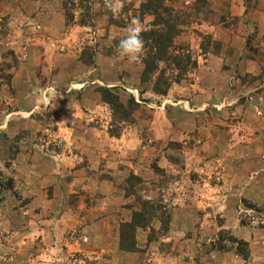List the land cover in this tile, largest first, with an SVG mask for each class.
<instances>
[{"label":"rangeland","instance_id":"374dc122","mask_svg":"<svg viewBox=\"0 0 264 264\" xmlns=\"http://www.w3.org/2000/svg\"><path fill=\"white\" fill-rule=\"evenodd\" d=\"M122 3L114 13L104 0H0V181L12 186L0 189V264H112L80 250L82 222L108 201L86 192L94 178L114 187L119 249L140 256L127 264L175 257L182 242L166 239L176 216L195 264H220V254L245 264L233 239L248 243L246 264H264L259 4L233 15L242 3ZM134 17L147 30L130 62L116 47ZM249 49L258 75L200 81L201 60ZM137 216L148 226L127 229Z\"/></svg>","mask_w":264,"mask_h":264},{"label":"crops","instance_id":"0c3cea01","mask_svg":"<svg viewBox=\"0 0 264 264\" xmlns=\"http://www.w3.org/2000/svg\"><path fill=\"white\" fill-rule=\"evenodd\" d=\"M209 3H211L214 6H225L227 4H232V7H236L235 4L242 3L240 7H237L238 9H234L232 11L233 15L236 13L238 15H241L242 13H246L247 7L244 4L245 0H208ZM242 1V2H241ZM257 2L258 9L255 10V13L258 16V19H263L264 20V0H254ZM244 4V5H243ZM229 9H231L229 7ZM237 10V11H236ZM251 12L249 16H251ZM246 53L243 54V50L239 51V55L237 54V51L235 54L232 56L228 54H221L218 57L214 55H209L207 58L204 60L200 61V77H201V82H205V87L207 88L208 84L206 83H222L223 80L231 79L232 74H239L240 76H247V75H258L259 72V67L258 62L256 59H254L253 55L250 53L249 50H245ZM229 70V71H226ZM231 70V71H230ZM204 91V90H203ZM191 102L195 103L196 99H191ZM94 159L88 158L90 160V163H93L96 165L98 162L101 161V155H94ZM103 162L106 161V156ZM96 160V161H95ZM69 161L73 163V159L70 157L68 160H66V163H69ZM110 158L107 159V165L110 163ZM111 167V166H107ZM22 170L32 173L34 172V167L31 166H21L20 167ZM95 168V166L93 167ZM98 169V168H97ZM100 173H102V169L98 170ZM32 177V176H31ZM86 192H89L91 194H99L103 195L106 194L108 195V201L104 204L105 206L102 205V202L100 201L99 205H96L94 207V211L90 209L92 216L89 218V220H85L79 225H81V236L84 238L85 243H82L80 245V250L84 252L87 255L94 256V259H99L103 258L104 254H106L110 258V263L114 264L117 261L121 260L122 264H127V260H133V261H139L140 256L137 253H124L120 251L119 249V220H118V204L116 200L114 199L113 195L115 194L114 187L112 188H106L103 185V181H99L97 179H88V182L85 186ZM179 221H182L180 223ZM78 219H76V224H78ZM186 219L183 218L181 220L180 216H176L174 218V222L172 223V230L170 233L169 238L166 239V242H171L174 241V246L173 249L177 247V244L179 242H182V244L179 246V249L176 251L175 257H172V255H166L165 253H160L156 257L150 259L148 262L153 264H195L194 262V257L190 254H186L184 249L185 245L183 242L188 243V239H185V234L183 230L181 231L180 229L179 232H174V227L179 228L180 225L179 223L185 224ZM69 225V224H68ZM74 224H71V226ZM70 226V225H69ZM185 225H182L184 227ZM181 227V228H182ZM177 231V230H176ZM238 258L239 255L237 256ZM230 257L228 254H220L217 255V260L220 261L221 263H225L226 260H229ZM251 259V258H249ZM248 259V260H249ZM152 260V261H151ZM187 260V261H186ZM248 260H244V263ZM145 263V262H144ZM140 264V263H139ZM198 264V263H197ZM240 264V261H239Z\"/></svg>","mask_w":264,"mask_h":264},{"label":"clouds","instance_id":"9594fccd","mask_svg":"<svg viewBox=\"0 0 264 264\" xmlns=\"http://www.w3.org/2000/svg\"><path fill=\"white\" fill-rule=\"evenodd\" d=\"M105 7L112 12H118L123 8L122 0H104ZM147 30L139 17H134L127 25L126 36L119 40L116 47L118 58H127L130 62L137 61L144 50L142 34Z\"/></svg>","mask_w":264,"mask_h":264},{"label":"trees","instance_id":"16d2710c","mask_svg":"<svg viewBox=\"0 0 264 264\" xmlns=\"http://www.w3.org/2000/svg\"><path fill=\"white\" fill-rule=\"evenodd\" d=\"M154 12L157 13L156 10ZM0 178L3 179V182H4V180H7V178H4V175L3 174H0ZM9 181L10 182H13L14 180H12V179L10 180L9 179ZM3 182L0 181V189H1V191H5V190L8 191V190H11L12 189V186H11L10 183L8 185V183H3ZM137 218H139V217L138 216L135 217V220H136L135 223H132V224H128L127 225V229H130L131 227H133V228H145V227L148 226V225H146L144 223H141L140 221L137 222ZM162 225H164L162 227V230L164 232H167L168 231V225H167V227H165V223L163 221H162ZM124 241H125V238L123 237V232H122V249L124 251H128V252L134 251V246L132 244L131 245H125V242ZM232 242L238 244V248H236L237 253L240 256H242L245 260H247L249 258V256H250L249 250H248V243L247 242H244V241H238L236 239H233Z\"/></svg>","mask_w":264,"mask_h":264}]
</instances>
